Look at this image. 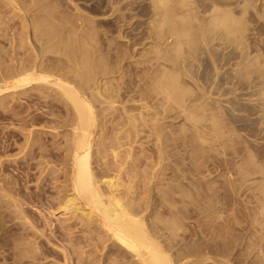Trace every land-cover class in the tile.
I'll return each instance as SVG.
<instances>
[{"label":"bare ground","instance_id":"bare-ground-1","mask_svg":"<svg viewBox=\"0 0 264 264\" xmlns=\"http://www.w3.org/2000/svg\"><path fill=\"white\" fill-rule=\"evenodd\" d=\"M79 1L0 0V13L8 7L18 19L0 34V109L32 128L21 131L20 155L7 157L8 137L0 142L9 158H0V264H264V142L242 136L231 115L245 106L256 120L243 126L264 140V0H151L154 45L137 64L148 83L126 88L140 93V108L114 85L119 61L133 52L99 38L108 23L97 14L115 1ZM173 109L188 129L169 130L163 117ZM46 120L49 131L33 130ZM180 135L183 148L223 149L219 187L185 173ZM144 139L153 143L149 163ZM37 159L35 191L27 184ZM222 190L250 210L252 255L242 256L244 236L220 222Z\"/></svg>","mask_w":264,"mask_h":264},{"label":"rangeland","instance_id":"rangeland-1","mask_svg":"<svg viewBox=\"0 0 264 264\" xmlns=\"http://www.w3.org/2000/svg\"><path fill=\"white\" fill-rule=\"evenodd\" d=\"M95 1V0H94ZM104 1H107V0H96L95 2H98L97 4H102ZM115 1V2H114ZM80 2V4L81 5H83L84 7L85 6H87V5H89V3L86 1V0H80L79 1ZM113 6H118V7H115L114 9H113V11H112V8H113V6H110V8H109V6H108V8H109V10L108 9H106L107 8V6H106V8H103V9H101V12L104 14L105 13V15H103V14H100V13H96L97 14V17H98V19L97 20H99V22L101 21H103V23H108V27H103V28H101L100 30V35H99V38L101 37V39H110V41H111V46H112V48H113V51H115L116 49H123V47L125 46V48L124 49H129L128 51H131V54H132V52H133V56H135L134 57V59H132L131 60V58H125V59H122L121 61H119V65H120V67L122 68V70H121V72L120 73H122V74H118L117 76H116V78H115V86H117V84H118V86L121 84V86L123 87V88H130V87H136V86H138V85H141V86H145L146 85V83H148V81H146V83H143V81L146 79L145 77V79H143V81H142V75H145L144 74V71L142 70L143 68V64H141V71H143V72H141L140 71V67L138 66L139 64H138V60L140 61H142L143 59H144V57H143V55H145L144 53H146L147 51H149L148 49H150V48H152L153 47V45H154V43L151 41V39H146V37L148 38V32H150V19L152 18V15H148V13H149V8H147V7H151V0H113ZM119 2L121 3V5H119ZM90 3H92V2H90ZM116 3H118V4H116ZM119 8V9H118ZM121 8V9H120ZM145 8H147L148 9V11L146 12V11H144V9ZM116 9H118V10H116ZM121 10H123V12L121 11ZM132 10V11H131ZM135 10V11H134ZM2 11H3V13L1 12L0 14H1V16H0V20H2V23H1V21H0V34H3L4 32L6 33V29L8 28V26H7V23L8 24H10V25H13L15 22H17L18 23V19L16 20V18H14V20H10L9 18H13V12L9 9L8 10V7H3V9H2ZM5 11V12H4ZM105 11V12H104ZM109 11V12H108ZM111 11V12H110ZM106 12L108 13V14H106ZM117 12V13H116ZM129 12H131V13H129ZM134 12H136V13H134ZM145 12V13H144ZM10 13V14H9ZM114 13V14H113ZM126 13V14H125ZM112 14V15H111ZM121 14V15H120ZM103 15V16H102ZM107 15V16H106ZM110 15V16H109ZM125 15V16H124ZM138 17H137V16ZM139 15H140V17H139ZM144 15V16H143ZM10 16H12V17H10ZM102 17V19H101V17ZM121 16H123V17H121ZM134 16V17H133ZM135 16L137 17V18H140V19H134L135 18ZM8 17V18H7ZM95 17H96V15H95ZM96 17V18H97ZM104 17V18H103ZM105 17H107V18H105ZM111 17V18H110ZM117 18H119V19H117ZM9 19V20H8ZM118 20H119V22H118ZM148 20H150V21H148ZM123 22V23H122ZM129 22V23H128ZM120 24V25H119ZM129 24V25H128ZM131 24V25H130ZM124 27H123V26ZM143 25V26H142ZM2 26H3V28H2ZM109 26H110V28H109ZM126 26V27H125ZM16 28H18L17 26H16ZM108 28H109V32L107 31L108 30ZM106 29V30H105ZM2 30V31H1ZM104 30V31H103ZM147 30V31H146ZM107 31V32H106ZM119 31H121V33H119ZM2 32V33H1ZM106 32V33H105ZM119 34V36H118V34ZM140 32V33H139ZM102 34V35H101ZM105 34V35H104ZM107 34H109V35H107ZM120 34H121V36H120ZM148 35V36H147ZM104 36V37H103ZM108 36V37H107ZM127 36V37H126ZM117 37H119V38H117ZM145 37V38H144ZM9 38V37H8ZM5 40V38L3 37V38H1L0 37V40ZM114 39V40H113ZM145 39H146V42H144L143 44H142V42L143 41H145ZM3 40V41H4ZM134 40V41H133ZM148 40V41H147ZM150 40V41H149ZM7 42V41H6ZM6 42L4 41V45L6 44ZM117 42V43H116ZM150 42V43H149ZM113 43H115V44H113ZM127 43V44H126ZM114 45V46H113ZM122 45V46H121ZM152 45V46H151ZM136 50V51H135ZM145 50V51H144ZM129 54V56H130V53H128ZM143 54V55H142ZM147 54V53H146ZM138 64V65H137ZM124 67V68H123ZM139 68V69H138ZM137 69V70H136ZM156 69V68H155ZM154 69V70H155ZM153 70V68H152V73H153V75H154V71ZM141 72V74H140V72ZM150 71V70H149ZM151 71L149 72V74H147V76H150L152 73H151ZM139 73V74H138ZM127 74H128V76H127ZM140 75H141V77H140ZM126 76V77H125ZM133 76V77H132ZM146 76V75H145ZM120 77V78H119ZM125 77V78H124ZM138 77H140V78H138ZM151 77V76H150ZM150 77H147V80H149L150 81ZM124 78V79H123ZM132 78V79H131ZM149 78V79H148ZM122 79V80H121ZM189 79V78H188ZM187 78H185V80L184 81H189ZM141 80V81H140ZM116 81H118V83L116 82ZM122 82H124V84L122 83ZM139 82H141V83H139ZM128 83V84H127ZM143 83V84H142ZM185 83H187V82H185ZM145 84V85H144ZM149 84H150V82H149ZM129 85H131V86H129ZM133 85V86H132ZM120 86V87H121ZM243 91H239L238 92V94L241 96V95H246V97L247 98H249V96H247V95H249V93H248V91H247V93H246V91H244V93H242ZM123 94H124V96H126V94H127V96L126 97H129L130 95H131V97H129V98H133V96H134V93H136V92H134V93H128V89H126V91L124 90V92H122ZM130 94V95H129ZM136 94H138V92L136 93ZM129 95V96H128ZM138 95H140V93L138 94ZM138 95H135L134 97H136V98H134L136 101H138L140 98H139V96ZM243 96H242V98H243ZM245 97V98H246ZM25 97L24 96H22V99H21V103H26V101H24L25 99H24ZM139 98V99H138ZM229 98H231V97H229ZM246 98V99H247ZM239 99V98H238ZM245 99V100H246ZM23 101V102H22ZM243 102H244V104L246 103L244 100H243ZM13 104H12V106L15 104V101H13L12 102ZM137 103H138V105H137ZM136 105L135 106H137V108H140L139 106H141L142 104L138 101V102H136L135 103ZM224 105H228L227 103L226 104H224ZM10 106V105H9ZM236 108H237V110L234 112V114L233 113H231V115L232 116H236L237 118H238V122L236 123V125H237V127L239 128V131H240V134H242V136H245V138H247V140H250V142L251 143H254V141H258V142H256L257 144H255V145H258V143H260V141H262V142H264V140H262V137L260 138V136H255L256 135V133H257V131L255 132V130H252V131H248V128H247V126H243L244 125V122L242 123L241 122V120H243V119H245L246 120V118H247V121L249 120V121H251V119H255L256 120V118L255 117H251L250 115H249V113H247L246 112V114H248V115H246L245 114V112H243V111H245V106H241V105H237L236 106ZM8 110H10L9 108H4V109H0V142L2 141V139L4 138V140H6V143H7V146L8 147H10L9 148V150H8V154L6 153V155H8L7 157H9L10 155H11V157L12 156H16V155H20L19 154V152H20V148L21 147H19V146H22L23 144H24V142H25V140H24V136L22 135V129L23 130H25V128L27 129V130H25V132H24V134H27V131H28V128H29V130L30 129H32L31 127H22V126H18V123H17V117H14L15 115H14V111H12V110H10V111H8ZM173 110H174V113H172L173 112ZM172 111H170V112H168V114H165L164 115V123H167L166 125L168 126V127H170V129L169 130H174V131H176V132H178L181 128H180V126H182V128H183V125H186L185 126V128H187L188 129V127L190 126H188V123L189 122H185V120L184 119H182V118H184L183 116H181L182 118H180V114L178 113V111H177V113H175L176 111H175V109H173ZM8 111V112H7ZM17 111H19V110H17ZM170 113H172V114H170ZM238 113V114H237ZM174 114H177V115H174ZM179 114V115H178ZM171 115V116H170ZM243 115V116H242ZM166 116V117H165ZM178 116H179V118H178ZM47 118H52V117H48V116H46ZM159 117V116H158ZM229 116H227V118H228ZM246 117V118H245ZM175 118H177V119H175ZM230 118V117H229ZM179 119V120H178ZM16 121V123H14L15 121ZM177 120V121H176ZM8 121V122H7ZM166 121V122H165ZM183 121L185 122L184 124H183ZM46 122V123H45ZM241 123V124H240ZM182 124V125H181ZM7 125V126H6ZM39 125H40V127H39ZM44 125V126H43ZM53 124H51V123H48V120H46V121H44V122H42V123H39V124H37V125H34V126H37V128H35L34 126H33V130H45V131H47L48 130V128H50L51 126H52ZM180 125V126H179ZM12 126V127H11ZM17 126V127H16ZM47 127V130L45 129L46 127ZM15 127V128H14ZM21 129H20V128ZM42 127H44V128H42ZM241 127V128H240ZM7 130V131H6ZM19 130V131H18ZM4 131V132H3ZM49 131V130H48ZM242 132V133H241ZM249 132V133H248ZM253 132H254V134H253ZM189 135H190V132H187ZM187 133H186V135H187ZM245 133V134H244ZM238 134H239V132H238ZM239 134V135H240ZM247 134V135H246ZM249 134V135H248ZM258 134V133H257ZM8 137V138H6V137ZM49 137L48 138H46V140H44V142H46L47 143V145L49 144L50 145V147H52L51 145L53 144V142H55V140H52L51 138V136L50 135H48ZM3 137V138H2ZM180 139H178L177 141L178 142H176L177 144L176 145H178V146H176V147H178L177 148V151L179 150V152H184V151H188L189 153H190V155L189 154H185V152L183 153V154H185L184 155V157L182 158V154H179L178 155V158L180 157V159H187L185 162H186V164H188V165H186V167H183V169L184 168H186L185 169V173H191V175L190 174H188V176H190V177H194V178H198V176H199V179H201L202 181H209V182H215L217 185H218V187H219V185H220V183L222 182V180H223V174H222V172L224 173V171L226 170L227 172H228V170H227V167H226V169H224L225 167H224V165H225V163H223V158H221L222 157V155L220 154L221 153V151L223 150H221V147H216V148H214V150H210L209 151V149H210V147H209V145L207 144H202V147H204V152H203V150H202V147L201 148H199V146L196 148V146L195 147H192V145H190V144H188V146H189V150L187 149L188 148V146L186 147V145H184V148H183V145H181V144H184V143H181L182 141H181V139H182V135H180V136H178ZM177 137V138H178ZM249 137V138H248ZM252 137V138H251ZM254 137V138H253ZM257 137H258V139H257ZM6 138V139H5ZM14 138V139H13ZM256 139V140H255ZM254 140V141H253ZM144 141H145V147H147L146 148V152H144V154H142L143 156H142V158H145L146 160H147V158H149V160H145V159H143V162L144 163H149V161L151 160L150 159V157L149 156H151L152 155V153L151 152H153V149H151V148H153V146L151 147V144L153 145V143L152 142H150V141H152V139L149 141V140H147L146 141V139H144ZM15 142H17L18 143V145H17V143H15ZM147 142V143H146ZM261 142V143H262ZM11 143V144H10ZM52 143V144H51ZM158 143H159V141H158ZM17 146H16V145ZM148 144V145H147ZM200 146H201V144H199ZM238 146V145H237ZM150 147V148H149ZM192 147V148H191ZM239 148L240 147H242V145H239L238 146ZM238 147H234V149H238ZM182 148V149H181ZM194 148V149H193ZM150 149V150H149ZM152 150V151H151ZM181 150V151H180ZM183 150V151H182ZM208 150V151H207ZM220 152H219V151ZM148 151V152H147ZM15 152V153H14ZM187 152V153H188ZM10 153H12V154H10ZM21 153V152H20ZM150 153V154H149ZM200 153V154H199ZM159 154V153H158ZM0 155H1V159L2 160H4L3 159V157L5 156V158L6 159H9V158H7L6 157V155L5 154H3L2 152H1V150H0ZM221 155V156H220ZM3 156V157H2ZM10 157V160H13L12 158ZM19 157V158H18ZM18 157H16L17 159H18V161L19 162H23L24 161V159H23V157H24V154H23V157H22V155L21 156H18ZM159 157V156H158ZM15 158V157H14ZM174 157H171L170 159H168V160H165L164 162L166 163L167 162V165L169 166V168H167V167H165V168H167L166 170H167V172H166V170L165 171H163V173L164 172H166L165 174H170L171 173V168H170V166L173 164L174 165V162H176V159L177 158H174ZM189 158V159H188ZM191 158V159H190ZM172 159V160H171ZM41 161V159H37V162H36V160L35 161H33V163H34V165H35V168L34 169H32V171H31V174H32V176H31V180L32 181H30L27 185L32 189V190H35V191H37L36 189H37V185H35V184H37L38 183V185L41 183V180L39 179V178H41V172H42V167L41 166H39L40 167V170H39V167L37 166L38 164V162H40ZM50 160H51V158H50ZM158 160H159V158H158ZM170 160H171V162H170ZM175 160V161H174ZM194 160V161H193ZM1 161V160H0ZM44 161H46V160H44ZM146 161V162H145ZM173 161V162H172ZM196 161V162H195ZM171 164H170V163ZM182 164H183V162H182V160L180 161ZM179 162V163H180ZM184 162V163H185ZM188 162V163H187ZM191 162V163H190ZM158 163H159V161H158ZM53 164H55V165H53ZM53 164H50V165H48L49 167H56V166H58L56 163H53ZM170 164V165H169ZM159 165V164H158ZM167 165H165V166H167ZM184 165V166H185ZM191 165V166H190ZM196 165H197V167H196ZM189 168H188V167ZM48 167V168H49ZM159 167V166H158ZM188 168V169H187ZM192 168V169H191ZM144 169V168H143ZM142 169V170H143ZM145 169H146V167H145ZM148 169V168H147ZM197 171H196V170ZM186 170H191L190 172H186ZM226 171H225V173H226ZM197 172V173H196ZM225 173H224V175H225ZM58 177H61V175H59ZM222 178V179H221ZM39 179V180H38ZM62 180H60V182H61ZM40 182V183H39ZM34 184V185H33ZM50 187H52V186H50ZM50 189H51V191H52V188H48L47 190H49L50 191ZM55 191V190H54ZM53 191V192H54ZM218 191V190H217ZM222 193L220 194V195H222V197L220 196V198H221V200H223V209H222V211H224V212H222L223 213V218H222V220H220V222L221 223H223V225L225 224V228H227V229H229L228 227H230V225H231V228L229 229L230 230V232H232L235 236H236V234H237V237H239V238H241V235H242V237L243 238H245V240H244V244L243 245H241V246H239L238 247V249L240 250H242V252H241V250H240V253H242V256H244V255H248V254H250L251 253V255H252V249H250L251 247H249V246H251V244H252V239H251V228H250V220H249V218H248V215H249V213L248 212H250V210H249V208H248V210H246L245 208H246V206H240V204H239V202L241 203L243 200L241 199V201H240V196L239 197H237L236 195H227V194H225V195H223V190L221 191ZM225 193V192H224ZM238 204V205H237ZM240 206V207H239ZM162 214H164V210L162 209L161 211H160ZM58 216L57 217H60V216H62L61 214H59V213H56ZM60 215V216H59ZM61 218H64V217H61ZM227 220H228V222H227ZM225 221V222H224ZM215 222V221H214ZM219 221L217 220V222H215L216 224L218 223ZM215 224V225H216ZM236 224V225H235ZM210 225H213L214 226V223L212 222ZM234 225V226H233ZM212 226V227H213ZM228 226V227H227ZM192 227V228H191ZM190 227V229L193 231V227H195V226H191ZM250 228V229H249ZM190 229H189V231H190ZM247 229V230H246ZM211 230V229H210ZM234 230V231H233ZM244 230V231H243ZM213 231V230H212ZM250 231V232H249ZM183 232V231H182ZM244 232L245 234H247L246 236H245V234H242V233ZM189 233V232H188ZM214 234H216V232L214 233ZM240 234V235H239ZM191 235H193V232H191ZM190 234H188V235H186L187 237L189 236H191ZM192 238L193 237H196L195 239H198L197 238V236H191ZM190 239L191 241L190 242H193V240L194 239ZM187 239H189V238H187ZM247 239H249V240H247ZM196 241V240H195ZM246 241V242H245ZM248 241V242H247ZM242 247V248H241ZM90 249V247H87V249H85V250H87V251H89V249ZM247 249H249V250H247ZM247 250V251H246ZM244 251V252H243ZM246 252H247V254H246ZM250 252V253H249ZM244 253V254H243ZM99 256H100V258H101V254H99Z\"/></svg>","mask_w":264,"mask_h":264}]
</instances>
